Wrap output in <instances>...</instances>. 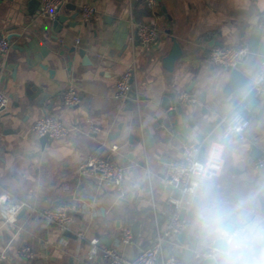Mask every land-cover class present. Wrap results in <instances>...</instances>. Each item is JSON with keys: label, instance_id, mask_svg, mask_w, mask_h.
<instances>
[{"label": "crops", "instance_id": "obj_1", "mask_svg": "<svg viewBox=\"0 0 264 264\" xmlns=\"http://www.w3.org/2000/svg\"><path fill=\"white\" fill-rule=\"evenodd\" d=\"M29 1L0 0V38L10 43L0 55V90L8 96L0 113V193L27 204L10 222L0 216V251L7 263L105 264L99 254L91 261L85 258L93 238L99 247L126 256L147 246L156 227H166L171 213L165 200L174 190L164 185L166 166L189 141L204 153L216 143L222 170L199 180L196 194L187 196L184 237L166 238L163 252L183 264H208L203 255L208 251L210 264L246 259L264 264V168L253 166L264 152V96L251 90L264 56V0H158L153 10L142 0H66L58 16L67 20L58 32L37 16V8L29 13ZM82 4L96 10L89 21L81 20ZM151 19L158 26V39L142 49L130 39L132 27ZM174 41L181 53L169 69L164 59ZM238 44L249 47L240 70L251 82L235 98L226 89L230 69L211 61L208 51ZM79 48L89 62H83ZM127 69L131 88L142 100L114 97L115 82ZM70 82L80 102L65 106L61 92ZM181 91L197 101L181 102L182 112L168 115L160 107L162 98L173 93L178 101ZM234 110L250 121L243 139L222 134ZM44 115L58 116L74 129L42 145L32 126ZM93 127L98 130L91 131ZM90 155L108 156L124 166L121 193L78 174V163ZM73 200L79 209L67 230L60 231L39 214ZM216 216L225 223L235 218L233 227L247 224L252 243L244 254L210 248L215 239L210 225ZM134 222H139L138 235L130 244L121 243L120 228ZM22 245L32 249V259L19 255Z\"/></svg>", "mask_w": 264, "mask_h": 264}, {"label": "built area", "instance_id": "obj_2", "mask_svg": "<svg viewBox=\"0 0 264 264\" xmlns=\"http://www.w3.org/2000/svg\"><path fill=\"white\" fill-rule=\"evenodd\" d=\"M144 6L153 10L158 0H142ZM66 4V0H39L36 10L37 16L47 21H51L58 16L60 10ZM95 8L90 4H82L79 7V13L82 21H89L95 13ZM131 41H137V45L144 49L154 45L158 39V26L155 20L151 19L147 23H136L132 27ZM10 48V43L6 37L0 38V55L6 53ZM249 53V47L245 44L214 46L208 51V58L227 69L233 68L237 63ZM132 73L126 70L115 82L114 97L125 99L127 93L132 89L130 80ZM251 90L260 96H264V56L260 58L257 65V75L251 85ZM179 102L194 103L197 98L186 92L181 91L177 97ZM61 101L65 106H73L80 102V95L76 85L73 82L61 92ZM8 103L7 94L0 90V113ZM250 121L241 111L234 110L230 117L226 119L222 126L223 137L244 138ZM74 127L65 124L53 115H44L37 118L32 126L33 132L37 136L47 135L51 139H61L68 135ZM97 127L91 131L96 132ZM111 150H116L112 146ZM200 145L194 142H184L180 147L178 158L168 162L164 173V185L174 191L168 194L165 205L171 209L169 220L163 230L156 227L155 234L151 242L139 249L135 254L126 256L119 253L112 247H99L98 240L93 238L89 242L85 258L93 260L96 255H100L105 264H183V262L173 255L163 252V242L166 238L176 236L182 231L184 226L180 213L185 209L192 197L196 194L199 180L210 179L220 174L223 165V157L220 148L216 143H211L202 158H199ZM253 166L256 169L264 168V152L254 160ZM79 175L91 177L99 186L112 189L117 193L123 191V182L125 179V168L123 165L109 160L101 155H90L81 160L77 165ZM154 211L155 225L156 209L152 201ZM24 201H15L9 193H0V216L5 222H10L16 218L20 211L26 207ZM79 209L76 200L62 202L53 207L44 208L39 211L41 217L49 223L55 224L60 231L68 229L73 213ZM231 231H242L247 236V248L251 247L252 236L247 224L238 223ZM77 236L83 238L82 232ZM118 239L123 244L133 242V233L129 225L123 226L118 232ZM20 256L32 259L34 253L28 245H22L18 249ZM204 256H210V251L203 253ZM0 264H8L7 256L0 251Z\"/></svg>", "mask_w": 264, "mask_h": 264}, {"label": "water", "instance_id": "obj_3", "mask_svg": "<svg viewBox=\"0 0 264 264\" xmlns=\"http://www.w3.org/2000/svg\"><path fill=\"white\" fill-rule=\"evenodd\" d=\"M39 4V0H30L29 1V13L32 14L36 8L38 7ZM67 20L66 16H56L55 18H53L51 21L49 20V22L52 25V28L54 30V32H58L60 31L62 24L64 21ZM137 43V41H136ZM79 56L82 57L83 62H89L87 57L85 56V51L81 48H79L77 50ZM181 50L177 44L176 41L173 42L172 48L170 49V52L168 53V55L165 57L164 62H165V66L168 67L169 69L172 68V65L174 63V61L180 56ZM241 66L240 63H237L233 68L230 69L229 71V78L228 81L226 83V89L233 95V97L236 98L238 92L240 89L245 88L250 82L251 79L248 78L246 75H244L241 70H240ZM130 83H132V79L130 80ZM127 99L129 100H142V97L137 96V94L135 93L134 90H130L127 93ZM253 101V100H251ZM160 107L162 109H164L165 111H167L168 115H174L176 113H181L182 112V104L181 102L177 101L175 99V96L173 93H166L164 95V97L161 100L160 103ZM56 118H58V116H55ZM52 139L49 138L47 135H43L40 136L39 141L42 145H44L46 142H50ZM204 148L201 147L200 152H199V158H202L204 155ZM109 160H111L110 157L106 156ZM185 209L181 210L180 213V217L182 218V214L184 212ZM24 212V208L20 211L19 214H22ZM228 219L230 220V222L225 223L228 228L230 230L233 229V224L231 223L232 221H236L235 218L232 217H228ZM131 229H132V233L134 236H137L139 233V222H134L131 225ZM66 235L72 236L73 235L70 234V232L65 231ZM177 237L182 240V238L184 237V232H180L177 234ZM210 248L212 249H219L222 251L227 250V247L225 245V243L218 239L215 238L210 246ZM213 260L212 256H208L204 259L205 263L210 264Z\"/></svg>", "mask_w": 264, "mask_h": 264}, {"label": "clouds", "instance_id": "obj_4", "mask_svg": "<svg viewBox=\"0 0 264 264\" xmlns=\"http://www.w3.org/2000/svg\"><path fill=\"white\" fill-rule=\"evenodd\" d=\"M210 234L214 238L222 240L231 254L245 253L248 242L247 236L242 231H231L222 217L216 216L212 219ZM247 254L252 255L251 251H248ZM238 264H260V262L254 259H246L239 261Z\"/></svg>", "mask_w": 264, "mask_h": 264}]
</instances>
